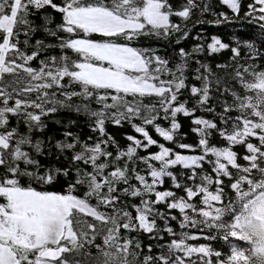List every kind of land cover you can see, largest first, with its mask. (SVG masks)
<instances>
[{
	"label": "snow or ice",
	"instance_id": "6c2138e0",
	"mask_svg": "<svg viewBox=\"0 0 264 264\" xmlns=\"http://www.w3.org/2000/svg\"><path fill=\"white\" fill-rule=\"evenodd\" d=\"M217 2L232 16L211 0H0V264H264V0ZM206 14L261 36L172 60L133 46L179 44ZM225 50L220 73L199 58ZM125 124L121 145L109 126Z\"/></svg>",
	"mask_w": 264,
	"mask_h": 264
},
{
	"label": "trees",
	"instance_id": "16d2710c",
	"mask_svg": "<svg viewBox=\"0 0 264 264\" xmlns=\"http://www.w3.org/2000/svg\"><path fill=\"white\" fill-rule=\"evenodd\" d=\"M174 8H178L182 3L183 0H170ZM214 6V10L216 13L224 11L228 12V15L231 17L232 14L231 12L226 8V6L219 4L217 0H211ZM249 0H244V4H247ZM59 19V17H57ZM201 19L205 21H209L206 23L198 24L195 23V18L193 19L192 23H189L187 25L188 30L190 31V36L187 40H181L179 44L175 43V40L177 39V36L179 34H176V36H173L171 40L168 39H156L154 37L152 38H141V40L137 41L134 43L133 46L136 47H147L150 48L154 51H156L159 55L166 57L170 60L175 58L176 52L178 51L179 47L185 48L187 51H191L192 48L198 44V43H203L204 45H207L208 43L211 42V38L213 36H217L222 39L223 42L225 43H234L232 41L233 36L240 37L241 39L243 38H249V37H256L259 38L261 36L260 30L257 25L255 24H249L246 21L243 20H237L235 18H232V22H224V23H212L218 19V17L214 14H206ZM173 20L179 23V19L176 17H173ZM200 36L201 39L197 40L194 39L193 37ZM43 38L42 33H37V35L33 38L35 39H41ZM93 39H100L99 36H93ZM231 56V52L228 50L222 51L219 54H214L213 56H208L206 53L204 55H201L199 58L204 60V62L209 63L213 66L214 70L217 71L218 73L221 72L220 69L215 68L217 64H224L229 61V58ZM36 62H33V66H35ZM195 66V65H193ZM147 102V100L145 101ZM210 118V117H209ZM54 119H63L64 121H67L69 119H76V117L72 114L69 113H63L59 114ZM80 123V128L84 133H87L88 130L84 126L83 120L81 119L79 121ZM50 128L52 131L49 133L50 135H59V132L57 129L59 128L58 125H55L50 122ZM74 131L76 130L75 128L73 129ZM109 131L115 136V138L121 143V145H126L127 141L124 139V135L127 134H133L132 128L128 126L127 124L124 125L123 128H117L113 126H109ZM182 133L186 132L187 136L184 138L185 143L188 144H195L197 142V136L190 131V122L185 120L184 121V127L181 129ZM155 137V133H153ZM159 139V137H155ZM161 142H163L161 140ZM212 143L217 144V145H223V141L219 139V137H214ZM157 149L153 148L151 151H156ZM236 150L243 154V148L241 146H237ZM143 154V153H142ZM49 161H45V163H48ZM207 168V165L205 166ZM177 171H180L177 169ZM228 181L225 180V184H227ZM169 184H166L165 187H169ZM225 192L227 193L228 196L234 195L229 188H225ZM231 192V193H230ZM181 195L183 194L182 192L180 193ZM163 206H161L162 208ZM173 214L178 216V213L173 210ZM171 226L176 230L180 231L179 226L177 221H171ZM162 226V222H161ZM195 231V230H192ZM143 241L145 244L149 243L147 237H142ZM165 239H168L167 236H165ZM99 242V240L97 241ZM193 243H211V245L222 252L227 253L229 251L228 245L223 241V240H216V241H205V240H199V241H194ZM93 251H95L93 249Z\"/></svg>",
	"mask_w": 264,
	"mask_h": 264
},
{
	"label": "bare ground",
	"instance_id": "6f19581e",
	"mask_svg": "<svg viewBox=\"0 0 264 264\" xmlns=\"http://www.w3.org/2000/svg\"><path fill=\"white\" fill-rule=\"evenodd\" d=\"M231 193V192H230Z\"/></svg>",
	"mask_w": 264,
	"mask_h": 264
}]
</instances>
